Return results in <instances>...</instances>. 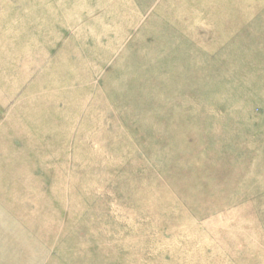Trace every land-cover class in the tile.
Returning <instances> with one entry per match:
<instances>
[{
    "label": "rangeland",
    "instance_id": "1",
    "mask_svg": "<svg viewBox=\"0 0 264 264\" xmlns=\"http://www.w3.org/2000/svg\"><path fill=\"white\" fill-rule=\"evenodd\" d=\"M0 264H264V0H0Z\"/></svg>",
    "mask_w": 264,
    "mask_h": 264
},
{
    "label": "bare ground",
    "instance_id": "2",
    "mask_svg": "<svg viewBox=\"0 0 264 264\" xmlns=\"http://www.w3.org/2000/svg\"><path fill=\"white\" fill-rule=\"evenodd\" d=\"M184 224H185V226H186V225H188V224H189V222H188V221H186Z\"/></svg>",
    "mask_w": 264,
    "mask_h": 264
}]
</instances>
